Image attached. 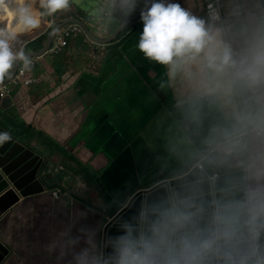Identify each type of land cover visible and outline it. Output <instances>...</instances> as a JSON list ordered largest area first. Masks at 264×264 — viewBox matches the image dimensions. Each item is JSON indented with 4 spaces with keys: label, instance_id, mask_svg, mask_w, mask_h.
Wrapping results in <instances>:
<instances>
[{
    "label": "clouds",
    "instance_id": "clouds-1",
    "mask_svg": "<svg viewBox=\"0 0 264 264\" xmlns=\"http://www.w3.org/2000/svg\"><path fill=\"white\" fill-rule=\"evenodd\" d=\"M69 7L0 0V79L31 70L22 35ZM134 14L135 48L165 67L179 126L132 212L105 230L62 200L43 251L53 264H264V0H204L203 14L180 0H104L99 30Z\"/></svg>",
    "mask_w": 264,
    "mask_h": 264
},
{
    "label": "crops",
    "instance_id": "crops-1",
    "mask_svg": "<svg viewBox=\"0 0 264 264\" xmlns=\"http://www.w3.org/2000/svg\"><path fill=\"white\" fill-rule=\"evenodd\" d=\"M70 1L93 33L110 35L96 32L86 20L97 16L104 0ZM180 3L203 14V0ZM43 26L41 21L32 33L44 32ZM126 29L108 44H96L83 32L60 51L30 57L34 64L28 72L38 79L29 87L32 108L12 116L19 120V133L57 171L47 190L20 199L6 216L9 264H53L42 243L63 218L62 200L85 208L87 223L102 225L105 209L125 199L124 187L157 178L165 139L179 126L175 97L164 84L165 67L135 48L139 18Z\"/></svg>",
    "mask_w": 264,
    "mask_h": 264
},
{
    "label": "water",
    "instance_id": "water-1",
    "mask_svg": "<svg viewBox=\"0 0 264 264\" xmlns=\"http://www.w3.org/2000/svg\"><path fill=\"white\" fill-rule=\"evenodd\" d=\"M138 18L133 15L128 22V26ZM69 23H76L83 29L87 37L96 44H108L117 39L119 34L125 30H115L108 37L101 38L93 33L89 26L81 19L70 18L58 23L49 32L43 47L38 51H25L30 57L38 58L50 51L54 39L58 32ZM127 26V27H128ZM55 29V31H53ZM19 67H14L12 75L0 79V84L7 83L17 73ZM14 93L2 96L0 93V130L9 133V138L0 141V264H8L11 255V245L7 242V234L3 231V222L16 203L34 194L42 193L48 189V183H54V174L57 169H51L50 160L39 150L31 145L29 138L25 134L19 133L17 126L18 118L12 115H23L32 108V101L29 96V87L22 86ZM20 134V136H19ZM74 166L79 164L74 160H68ZM83 165V164H82ZM84 173L90 175L83 166ZM144 180V178L142 179ZM155 181L134 184L130 182L125 189H128L125 199L117 201L118 206L109 205L105 209L102 226L105 230L114 227L115 219L118 216L126 215L134 210L133 202L140 197L145 190ZM63 187H68L63 183ZM124 193V192H123ZM122 193V195H123ZM54 195V194H53ZM59 195V194H58ZM54 196V197H58ZM115 202H116V198ZM109 203V201H106ZM6 238H5V236Z\"/></svg>",
    "mask_w": 264,
    "mask_h": 264
},
{
    "label": "built area",
    "instance_id": "built-area-1",
    "mask_svg": "<svg viewBox=\"0 0 264 264\" xmlns=\"http://www.w3.org/2000/svg\"><path fill=\"white\" fill-rule=\"evenodd\" d=\"M86 20L89 23L93 24L97 30H99V21L97 20L96 16L87 17ZM53 25H54L53 21L51 25H49L48 23L49 28H51ZM83 32H84L83 29L78 24L76 23L67 24L56 35L49 52H57L64 49L66 46H68L69 39L71 37L81 34ZM101 33L109 34V32H101ZM31 59L34 64V59L33 58ZM37 82L38 79L32 76L28 72V70L20 71V69H18L16 75L10 81H8L7 83L0 84V93L2 96L8 95L11 94L15 89H19L22 86L30 87L32 84H35ZM57 195L58 193L54 192V196Z\"/></svg>",
    "mask_w": 264,
    "mask_h": 264
},
{
    "label": "trees",
    "instance_id": "trees-1",
    "mask_svg": "<svg viewBox=\"0 0 264 264\" xmlns=\"http://www.w3.org/2000/svg\"><path fill=\"white\" fill-rule=\"evenodd\" d=\"M79 13H75L73 12V4L70 1V7L68 9L65 10H58L56 13H54L52 16H45L41 18V21L44 22L46 29L44 30V32L35 35L34 33H28V34H23L22 35V39L24 41L29 40V42H27L25 45V51H38L40 50L43 45L44 42L46 41V38L49 34V32L51 31V29L56 26L58 23L70 19V18H77V19H81V13L80 11H78ZM51 20L54 22V25L49 28L48 27V21ZM43 26V28L45 27ZM129 27V26H128ZM127 29L123 30L119 36L117 37L116 40L120 39L125 33H126ZM113 31H110L109 33L111 34ZM6 78V77H5Z\"/></svg>",
    "mask_w": 264,
    "mask_h": 264
},
{
    "label": "bare ground",
    "instance_id": "bare-ground-1",
    "mask_svg": "<svg viewBox=\"0 0 264 264\" xmlns=\"http://www.w3.org/2000/svg\"><path fill=\"white\" fill-rule=\"evenodd\" d=\"M40 26V25H39ZM39 26H37L36 28H38ZM36 28H34L33 30H31L30 32H27L25 34H28V33H32Z\"/></svg>",
    "mask_w": 264,
    "mask_h": 264
},
{
    "label": "rangeland",
    "instance_id": "rangeland-1",
    "mask_svg": "<svg viewBox=\"0 0 264 264\" xmlns=\"http://www.w3.org/2000/svg\"><path fill=\"white\" fill-rule=\"evenodd\" d=\"M36 31H37V30H34V32H36ZM96 32H101V31H99V30L96 29ZM8 264H9V262H8Z\"/></svg>",
    "mask_w": 264,
    "mask_h": 264
}]
</instances>
